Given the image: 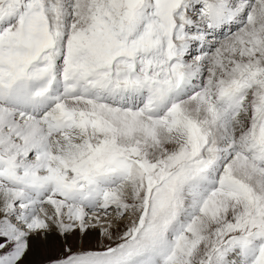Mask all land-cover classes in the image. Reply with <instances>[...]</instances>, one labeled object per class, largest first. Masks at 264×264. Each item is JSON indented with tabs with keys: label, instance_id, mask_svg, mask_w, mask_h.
I'll return each mask as SVG.
<instances>
[{
	"label": "snow or ice",
	"instance_id": "obj_1",
	"mask_svg": "<svg viewBox=\"0 0 264 264\" xmlns=\"http://www.w3.org/2000/svg\"><path fill=\"white\" fill-rule=\"evenodd\" d=\"M52 232L47 264H264V0H0V264Z\"/></svg>",
	"mask_w": 264,
	"mask_h": 264
},
{
	"label": "rangeland",
	"instance_id": "obj_2",
	"mask_svg": "<svg viewBox=\"0 0 264 264\" xmlns=\"http://www.w3.org/2000/svg\"><path fill=\"white\" fill-rule=\"evenodd\" d=\"M79 234L77 237H70L69 244H76L78 242ZM100 234L95 235L93 230L92 234H86L83 237L84 244H96L100 242ZM62 243L60 238H52L48 240L36 239L31 242V247L28 252L27 258L24 264H47V260L50 256L55 255L59 250L62 249Z\"/></svg>",
	"mask_w": 264,
	"mask_h": 264
},
{
	"label": "bare ground",
	"instance_id": "obj_3",
	"mask_svg": "<svg viewBox=\"0 0 264 264\" xmlns=\"http://www.w3.org/2000/svg\"><path fill=\"white\" fill-rule=\"evenodd\" d=\"M94 231H95V235H98L99 234V230L98 229H94ZM92 232H93V230H91L90 232H89V234H92ZM78 235V234H77ZM47 238H48V240H50V239H52V238H60L55 232H52L51 234H49L48 236H47ZM46 238V239H47Z\"/></svg>",
	"mask_w": 264,
	"mask_h": 264
}]
</instances>
